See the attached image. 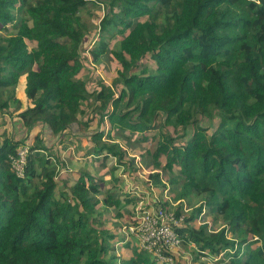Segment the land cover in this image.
<instances>
[{
  "label": "trees",
  "instance_id": "16d2710c",
  "mask_svg": "<svg viewBox=\"0 0 264 264\" xmlns=\"http://www.w3.org/2000/svg\"><path fill=\"white\" fill-rule=\"evenodd\" d=\"M110 52L115 79L95 82L87 65ZM0 115V264H161L121 236L137 222L116 189L131 152L151 187L180 205L201 198L175 227L191 264H264V0H0ZM43 127L61 149L29 141ZM75 143L85 164L70 179L57 162ZM20 147L24 178L11 166ZM205 211L219 229L193 222Z\"/></svg>",
  "mask_w": 264,
  "mask_h": 264
},
{
  "label": "rangeland",
  "instance_id": "374dc122",
  "mask_svg": "<svg viewBox=\"0 0 264 264\" xmlns=\"http://www.w3.org/2000/svg\"><path fill=\"white\" fill-rule=\"evenodd\" d=\"M161 8L158 7H152V11L149 13V18L151 20L155 21H160L161 17ZM85 20L91 24L95 25L96 23L99 22L100 17L97 15V10L95 6L90 5L89 9L87 11V14L85 13ZM109 46L110 49L115 46L116 44V39L109 38ZM94 44V43H93ZM109 49V50H110ZM87 69L91 71L93 74H95L96 78L94 81L96 82L98 80V77L103 78L106 82L112 83V81L115 79L116 72L118 69L117 62L113 58V55L108 54V56H103L101 57L97 62H91L90 64L87 65ZM24 76V75H23ZM24 89V83L22 78L19 79L18 84L15 87V94L18 95L17 97L21 98L22 101H24L26 98L23 93ZM27 104V102L25 103ZM2 120L1 115H0V121ZM12 128V125L10 126ZM74 132L76 131V128L74 129ZM32 133V134H31ZM31 135H28L27 138L31 143H35L36 136L39 135L40 139L43 143H45L46 146L49 148H52V145H56V147L59 149L60 148V143L59 139L57 136H54L50 130L46 127H43V129H35L33 132H31ZM13 134L16 139H23L26 136V129L22 126L21 122L19 121H14L13 124ZM84 142V141H83ZM64 143H68L67 140H64ZM140 144L144 145V142H139ZM66 147V145H64ZM84 149L89 147L88 143H84L81 145ZM22 148V147H20ZM19 148V149H20ZM55 148V147H54ZM18 149V150H19ZM81 148L80 146H77L75 143L74 145H69L68 148L66 147L64 153V160L66 163L65 168L61 167L60 162L58 163V169L59 174L63 173V169L69 170V174H73L74 172L78 171V169L82 168L84 169V164L85 162L83 161V157L81 155L82 152L80 151ZM80 152V154H79ZM71 154V156L69 155ZM131 155V156H130ZM129 155V158L135 159V164L134 166L129 170L127 166L121 167L120 171H118V175L120 177V181L117 183L116 189H117V194L118 196H122L123 199H134V202L127 203L125 206V209L127 211H132L134 213H141L140 210L144 209L145 211H149L151 209H157V208H165V209H170L175 212V210L178 207H182L183 211L181 214H184V216H188V214L192 212H196V209L198 208V205L201 203V198L196 197L192 201H184L182 202V205H180L179 202H174L173 200L170 199V195L168 193V190H164L163 188H158L156 189L155 187H151L148 185L151 183L149 178H147L148 171L144 162L140 160V158L137 156V154L131 152ZM134 157V158H132ZM87 161V160H86ZM116 160H113L109 162L108 168L111 169L115 165ZM94 165V166H92ZM86 168L92 173L96 174L99 177V172L102 171L103 167L101 165H98L94 162L91 161L90 165H86ZM63 175V174H62ZM64 175H68L66 172ZM63 175V176H64ZM108 181H110V178H107ZM150 187V188H148ZM140 199V202L138 201ZM138 201V202H137ZM165 205V206H164ZM180 205V206H179ZM133 209V210H132ZM115 212V211H113ZM107 217V224H109L110 227H112L113 222L110 219H114L109 215H106ZM115 221L123 224L125 220H128L125 217L118 219H114ZM214 218L212 215H210L207 211L205 213L199 215L197 220L193 221L197 225H202L205 224L206 222L209 223L210 228L212 229H219L222 224L219 221H213ZM116 222V223H117ZM193 223V224H194ZM117 226V225H116ZM126 233L123 231L122 232V237H125ZM126 242V241H125ZM116 246V252L121 253L123 244L121 242L115 244ZM244 249V248H243ZM191 253L190 251L186 250L184 247L181 246L179 251L175 253L177 257V261H181L183 264H191V258L194 257V254ZM118 264V262H116ZM210 264H220L219 262H211Z\"/></svg>",
  "mask_w": 264,
  "mask_h": 264
},
{
  "label": "built area",
  "instance_id": "2783aa9c",
  "mask_svg": "<svg viewBox=\"0 0 264 264\" xmlns=\"http://www.w3.org/2000/svg\"><path fill=\"white\" fill-rule=\"evenodd\" d=\"M27 156L28 147H22L17 151V155L11 158L12 169L19 178L25 177ZM136 215V224L123 228L125 237H134L138 245L151 252L159 263H176L175 253L182 241L175 227L183 225L184 214L176 217L174 211L160 207Z\"/></svg>",
  "mask_w": 264,
  "mask_h": 264
},
{
  "label": "crops",
  "instance_id": "0c3cea01",
  "mask_svg": "<svg viewBox=\"0 0 264 264\" xmlns=\"http://www.w3.org/2000/svg\"><path fill=\"white\" fill-rule=\"evenodd\" d=\"M22 78V80H23V83H24V89H23V93H24V96H25V87H26V75H24V76H21L20 77V79ZM18 96V95H17ZM19 98V97H18ZM26 98V97H25ZM21 99V98H20ZM21 101H22V99H21ZM23 103H26L27 102V100L25 99L24 101H22ZM64 156H65V153L63 152V154H62V157L64 158ZM68 173V175H66V176H68L70 179H74V177H73V174L71 175V174H69L70 173V171L69 170H66L65 171V169H64V171H63V173L62 174H65V173Z\"/></svg>",
  "mask_w": 264,
  "mask_h": 264
},
{
  "label": "bare ground",
  "instance_id": "6f19581e",
  "mask_svg": "<svg viewBox=\"0 0 264 264\" xmlns=\"http://www.w3.org/2000/svg\"><path fill=\"white\" fill-rule=\"evenodd\" d=\"M180 239H181V241H182V238L180 237ZM137 242V241H136ZM181 246H182V242H181V244H180V246H179V249L181 248ZM143 249V248H142ZM179 249H178V251H179ZM145 250V249H144ZM174 264H177V263H174Z\"/></svg>",
  "mask_w": 264,
  "mask_h": 264
}]
</instances>
